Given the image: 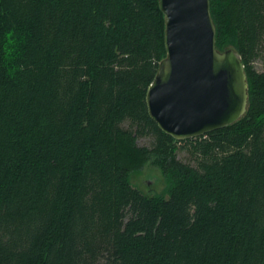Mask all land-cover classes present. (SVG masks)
I'll use <instances>...</instances> for the list:
<instances>
[{
    "label": "trees",
    "instance_id": "trees-1",
    "mask_svg": "<svg viewBox=\"0 0 264 264\" xmlns=\"http://www.w3.org/2000/svg\"><path fill=\"white\" fill-rule=\"evenodd\" d=\"M209 5L248 106L177 141L145 101L166 55L158 0H0V264H264V0ZM146 167L167 196L143 191Z\"/></svg>",
    "mask_w": 264,
    "mask_h": 264
},
{
    "label": "water",
    "instance_id": "water-1",
    "mask_svg": "<svg viewBox=\"0 0 264 264\" xmlns=\"http://www.w3.org/2000/svg\"><path fill=\"white\" fill-rule=\"evenodd\" d=\"M158 2L166 55L146 90L150 118L177 141L234 124L248 106L246 73L237 51L216 49L209 0Z\"/></svg>",
    "mask_w": 264,
    "mask_h": 264
},
{
    "label": "rangeland",
    "instance_id": "rangeland-1",
    "mask_svg": "<svg viewBox=\"0 0 264 264\" xmlns=\"http://www.w3.org/2000/svg\"><path fill=\"white\" fill-rule=\"evenodd\" d=\"M253 65L255 67V69H257L258 71H262L264 70V42H263V46L261 48V52L259 54V57L254 60ZM151 142V137H144V138H139L138 139V143L140 145H149ZM178 158L183 161V162H188V163H192L193 161L190 159L189 154L185 151V149L180 148L178 153H177ZM140 183L143 180H148V189L143 190V188L138 186V183L136 182L139 177L136 176V180L133 181L132 180V184L135 187H139L141 188L146 194L148 195H166L168 194V187H169V183H167V181L165 180V178L162 176V173L160 171V169L156 168V167H146L145 169H143L142 171H140ZM138 175V174H137ZM148 176V177H146ZM146 177V178H145ZM151 189V190H149Z\"/></svg>",
    "mask_w": 264,
    "mask_h": 264
}]
</instances>
